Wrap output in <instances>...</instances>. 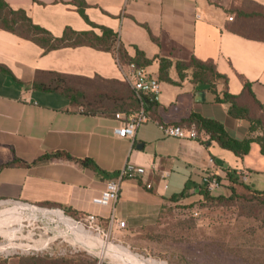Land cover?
Listing matches in <instances>:
<instances>
[{
	"label": "crops",
	"instance_id": "0c3cea01",
	"mask_svg": "<svg viewBox=\"0 0 264 264\" xmlns=\"http://www.w3.org/2000/svg\"><path fill=\"white\" fill-rule=\"evenodd\" d=\"M5 1L14 10H25L36 25L55 37H61L67 27L92 30L72 0ZM85 1L90 21L116 32L131 56L136 46L149 59L213 60L217 70L228 77L231 94L242 93L239 76H243L252 83L254 94L264 105V42L226 29V8L231 0ZM252 1L264 6V0ZM145 26L158 43L151 40ZM0 65L13 74L0 72V200L30 206L57 204L75 221L76 216L94 215L113 243L132 249L135 240L149 235L162 207L173 203L170 200L187 186L191 193L196 186L204 185L205 174H215L224 185L227 170L247 173L248 184L264 190V155L259 144L252 143L249 153L239 158L214 142L207 143L203 134L199 140L164 136L160 125L177 126L192 113L222 122L228 133L240 141L261 135H251L249 125L232 118L229 105L216 103L209 86L193 84L191 75L180 86L161 82L160 99L151 105L154 118L146 110L149 121L138 128L131 140L115 134L124 119L69 112V101L64 96L33 89L40 71L124 81L123 70L112 53L90 47L46 53L37 44L0 29ZM146 70L159 79L158 59ZM170 77L179 82L175 67ZM223 89L220 85L219 90ZM199 92L205 93L203 102L196 100ZM57 152L91 159L104 173L61 159L40 160ZM127 163L146 168V174L123 182L115 205L95 203L106 182L112 179L110 176L114 178ZM112 214L125 226L111 227Z\"/></svg>",
	"mask_w": 264,
	"mask_h": 264
},
{
	"label": "trees",
	"instance_id": "16d2710c",
	"mask_svg": "<svg viewBox=\"0 0 264 264\" xmlns=\"http://www.w3.org/2000/svg\"><path fill=\"white\" fill-rule=\"evenodd\" d=\"M73 5L77 8L81 17L92 27L89 31H76L67 27L61 37H55L47 29L36 25L29 17L25 10H14L5 1L0 0V29L12 33L19 38L31 41L46 53L61 48L90 47L99 51L110 52L116 58L118 64L123 67H129L131 64H137L146 68L158 59L160 63L159 81L180 86L187 78L189 71L192 72L191 81L193 84H204L209 86L211 93L216 96V103L229 105V115L237 120L245 121L249 125L251 135L257 132L261 133L258 137H250L246 140H237L233 138L226 130L224 124L220 121L209 119L197 113H192L187 119H184L177 126L186 128H195L199 135H205L208 138L207 143L214 142L221 148L228 150L239 158L246 156L251 148L252 143L259 144L261 153L264 155V105L257 99L252 90V83L243 76L239 79L243 85L240 95L230 93L228 84L229 79L226 75L217 70L213 60L203 61L196 57L188 61L173 62L167 58H147L146 54L138 47L134 46V56L129 54L127 48L119 40V35L112 29L99 26L90 21L86 14L89 7L85 0H72ZM228 21L226 29L234 34L244 38L264 42V6L257 4L252 0H232L226 8ZM151 40L158 43V39L153 36L151 30L145 26ZM99 30L100 33H97ZM175 67L179 82H175L170 77V70ZM0 72L13 76L12 72L5 66L0 65ZM83 83L96 84L95 88L88 89ZM223 85L224 89L219 90ZM33 89L45 93L59 94L69 101V112H78L88 116L109 117L114 119H127L134 116L141 108L140 101L130 85L117 79H104L100 76L95 78H86L80 76L66 75L58 72H37ZM154 105V103H152ZM148 112L154 113L152 107H145ZM61 159L65 161L79 163L98 174L104 172L91 159H77L65 152H57L53 155H47L40 160ZM114 175L110 176L113 178ZM222 182V179L219 178ZM225 180L227 187L231 191L229 198H213L205 185L196 186L189 193L191 188L188 186L184 192L173 197L170 201L179 202L182 199L199 198L200 201H235L236 198H243L247 201L255 202L264 206V190H257L235 170H227ZM146 190L151 188L145 187ZM62 210L57 204H43ZM80 260H48L23 258L19 264H88L84 258ZM83 259V260H82ZM1 264H9L3 261Z\"/></svg>",
	"mask_w": 264,
	"mask_h": 264
},
{
	"label": "rangeland",
	"instance_id": "374dc122",
	"mask_svg": "<svg viewBox=\"0 0 264 264\" xmlns=\"http://www.w3.org/2000/svg\"><path fill=\"white\" fill-rule=\"evenodd\" d=\"M83 85L88 89L96 86L91 83ZM209 193L213 198L231 196L226 183ZM42 209L54 218L41 217L36 211L44 212ZM63 212L48 206L0 200V264L3 261L19 264L20 259L28 257L73 261L84 258L88 264H123L113 250L95 246V242L94 247H85L76 243L77 239L67 237L70 234L75 236V232L69 229L64 217L54 214L72 217L70 212ZM76 217V221H82L81 217ZM83 224L89 230L90 226ZM61 228L63 235H58L55 229ZM95 239L113 243V238ZM135 241L131 244L132 249L120 247L129 249L142 264H264V206L243 198L232 202L182 199L164 205L149 235ZM43 247V254L33 255L28 251Z\"/></svg>",
	"mask_w": 264,
	"mask_h": 264
},
{
	"label": "built area",
	"instance_id": "2783aa9c",
	"mask_svg": "<svg viewBox=\"0 0 264 264\" xmlns=\"http://www.w3.org/2000/svg\"><path fill=\"white\" fill-rule=\"evenodd\" d=\"M123 70L124 81L127 82L132 90L135 92L137 98L140 101L141 110L134 116H131L120 124L115 129V134L124 139H134L137 134V130L140 126L149 121V116L146 113V100L152 103L159 101L161 96V82L159 79L153 77L147 72L146 68L140 67L137 64H131L129 67L120 66ZM160 129L164 136L177 138L181 140H199L200 136L195 128H186L174 125H160ZM210 163L213 164L214 160L211 159ZM147 169L142 166H136L132 163H127L126 166L112 179L106 182L105 189L100 198L95 199V203L103 206L116 204L120 199L121 187L126 180H138L141 176L146 174ZM244 181H248L247 173H238ZM202 183L207 187L209 191L219 189L221 181L213 173L204 175ZM44 210V209H42ZM49 211V210H47ZM64 213L63 211L59 210ZM53 212V211H52ZM78 224L85 227L88 224L89 230L96 233L103 240L105 238H111L110 234L106 232L100 224L98 217L94 215H87L82 218V221H76ZM117 225L119 228L125 226L124 222L116 220L115 215L112 214L110 218V226ZM86 228V227H85ZM104 241V240H103ZM45 248H32L28 249L30 254L37 255V253L44 252ZM32 251V252H31Z\"/></svg>",
	"mask_w": 264,
	"mask_h": 264
},
{
	"label": "bare ground",
	"instance_id": "6f19581e",
	"mask_svg": "<svg viewBox=\"0 0 264 264\" xmlns=\"http://www.w3.org/2000/svg\"><path fill=\"white\" fill-rule=\"evenodd\" d=\"M36 212L39 213V215L41 217H45L46 218L47 216H50V217L54 218V216L51 213H48V212H45V211L44 212L36 211ZM22 214H23V212H22ZM54 214H56V216H58V217H61V218L64 217L66 219L67 224L70 226L69 229L70 230L73 229V231L75 232V234H74L75 236H71V234L70 235H66V236L69 237V238L77 239V240H75L76 243H79L80 245L82 243L83 244L82 246H85V247H94V242H95V246H101V247L105 248L106 250L115 251V253L119 256V259H121L123 264H142V263L138 262L134 258V256L132 255V253H131V251L129 249H123V248L120 247L119 244L116 245V244H113V243H104L102 241H97L95 238L100 237L99 235H97L96 233H93L92 231L88 230L83 225L78 224L71 217H67V216H64L63 214H59V213H54ZM39 215H37V217H40ZM25 216L26 215H24V217ZM21 217H23V216H21ZM0 222H2V221L0 220ZM61 225H62V223H61ZM55 230H57L56 233L58 235H60V234L63 235L62 234V228L61 229H55ZM58 230H60L59 233H58ZM3 245H1V246H3ZM4 247H5V249L9 250V247H6V245H4Z\"/></svg>",
	"mask_w": 264,
	"mask_h": 264
},
{
	"label": "water",
	"instance_id": "95a60500",
	"mask_svg": "<svg viewBox=\"0 0 264 264\" xmlns=\"http://www.w3.org/2000/svg\"><path fill=\"white\" fill-rule=\"evenodd\" d=\"M196 100L198 102H203L205 100V93L204 92L197 93ZM151 105H152L151 102L149 100H146V106L151 107Z\"/></svg>",
	"mask_w": 264,
	"mask_h": 264
}]
</instances>
